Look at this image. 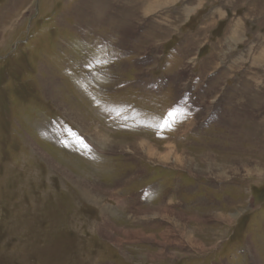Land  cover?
I'll use <instances>...</instances> for the list:
<instances>
[{"label":"rangeland","instance_id":"374dc122","mask_svg":"<svg viewBox=\"0 0 264 264\" xmlns=\"http://www.w3.org/2000/svg\"><path fill=\"white\" fill-rule=\"evenodd\" d=\"M0 264H264V0H0Z\"/></svg>","mask_w":264,"mask_h":264},{"label":"bare ground","instance_id":"6f19581e","mask_svg":"<svg viewBox=\"0 0 264 264\" xmlns=\"http://www.w3.org/2000/svg\"><path fill=\"white\" fill-rule=\"evenodd\" d=\"M216 3V2H215ZM236 26L238 27V25L236 24Z\"/></svg>","mask_w":264,"mask_h":264}]
</instances>
